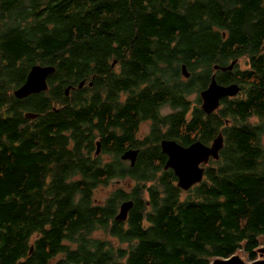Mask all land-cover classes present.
<instances>
[{
	"label": "trees",
	"instance_id": "1",
	"mask_svg": "<svg viewBox=\"0 0 264 264\" xmlns=\"http://www.w3.org/2000/svg\"><path fill=\"white\" fill-rule=\"evenodd\" d=\"M236 58L246 66L214 68ZM35 63L56 67L48 89L15 97ZM213 73L241 90L206 113ZM83 79L89 90L66 94ZM220 131V157L180 188L160 141L209 144ZM127 146L140 149L134 166ZM113 177L131 191L95 202ZM263 238L264 0H0V264L254 260Z\"/></svg>",
	"mask_w": 264,
	"mask_h": 264
},
{
	"label": "water",
	"instance_id": "2",
	"mask_svg": "<svg viewBox=\"0 0 264 264\" xmlns=\"http://www.w3.org/2000/svg\"><path fill=\"white\" fill-rule=\"evenodd\" d=\"M237 62V58L233 59L229 64H215V69L231 70ZM115 64V61L113 62ZM56 67L50 64L35 63L27 75L23 84L15 88L13 93L17 98H24L32 93H39L48 89V76L54 73ZM181 70L186 77L190 76V71L186 64H182ZM85 80L79 84L83 85ZM93 82L90 81L89 84ZM70 86L66 87V94H69ZM241 86L236 82L219 83L213 74L208 86L201 90L202 99L201 107L206 113L214 112L219 108L221 99L226 96H234L239 93ZM27 118H36L39 113L26 111L24 113ZM224 147V136L220 131L211 141L210 144L204 143L197 139L189 145H183L175 139H162L161 148L168 158L165 163V168H172L177 176V185L182 189H189L191 186L200 182L205 171V164L211 158L218 159L220 151ZM101 150L100 142H97V153ZM139 153V149H128L122 154L123 159H130L134 165ZM132 199L125 200L121 203L116 219L126 220L130 209L133 207ZM262 254L261 259L253 262H246L239 254H234L228 258H215L209 264H264V247L259 249Z\"/></svg>",
	"mask_w": 264,
	"mask_h": 264
},
{
	"label": "rangeland",
	"instance_id": "3",
	"mask_svg": "<svg viewBox=\"0 0 264 264\" xmlns=\"http://www.w3.org/2000/svg\"><path fill=\"white\" fill-rule=\"evenodd\" d=\"M237 62H238V67H240V68H243V67L246 66V63H245L244 60H240V61L237 60ZM237 62H236L235 65H237ZM235 65H234V66H235ZM88 87H89V85L85 86V90H84V91L89 90ZM195 97H196V95L193 94V95L190 96V99H191V100H194ZM163 112H164V113H168V112H170V108H169V107L164 108V109H163ZM141 128H142V131L146 134V132H147V128H148V124H144V125H142ZM133 185H134V184H132V181H130V180H121L120 182L112 181V182H110L108 185L100 186V187H99L98 189H96V191H95V195H94L95 202H99V203H103V202H105L107 196H108L113 190H115V189H117V188H120V187H122V188L126 189L128 192H130L131 189H132V186H133ZM99 234H104V236L107 238V233H106V232L100 231ZM114 242H115V241H114ZM263 247H264V238H263L262 241H261V245L259 246V249H260V248H263ZM258 252H259V251H258ZM237 254H239V255L241 256V258H242L243 260H245L246 262H253V261H255V260H257V259H261V258L263 257L262 254H261L260 252L258 253V258L254 259V260H249V259L245 256V254L243 253V251H239Z\"/></svg>",
	"mask_w": 264,
	"mask_h": 264
},
{
	"label": "flooded vegetation",
	"instance_id": "4",
	"mask_svg": "<svg viewBox=\"0 0 264 264\" xmlns=\"http://www.w3.org/2000/svg\"><path fill=\"white\" fill-rule=\"evenodd\" d=\"M126 60H128L129 59V57H126L125 58ZM114 65V64H113ZM183 73V72H182ZM214 74V73H213ZM212 74V75H213ZM184 75V74H183ZM212 75H211V77H212ZM83 80H85V82L83 83V85H80L79 84V82L78 83H69V86H70V90H69V93H70V91H72V90H76V91H78L79 93L80 92H82V91H84L85 90V86H87V85H89V82L90 81H87L86 79H83ZM82 80V81H83ZM230 83V82H229ZM90 86V85H89ZM124 99H126V98H124ZM167 107V106H166ZM166 107H161V108H159V110H160V112L162 113V114H168V113H170L171 112V109H170V112H168V113H164L163 112V109L164 108H166ZM144 124H148V128H147V132H146V134L150 131V128H151V124H152V122H151V120L150 119H145L144 121H142V122H140V126H139V129H138V131H137V134H136V137L139 139V140H143L144 139V137H145V133L142 131V125H144ZM164 139V138H163ZM167 139H170V138H167ZM161 142H162V140L160 141V147H161ZM128 149H139L138 147H136V146H133V147H130V146H127L126 148H125V150H124V152L126 151V150H128ZM161 150H162V148H161ZM163 152V151H162ZM139 153H140V149H139ZM139 153H138V156H139ZM164 153V152H163ZM166 154V153H165ZM167 155V154H166ZM138 156H137V159H138ZM121 157H122V155H121ZM167 158H168V156H167ZM123 159V158H122ZM137 159H136V162H137ZM123 161L126 163V164H130V165H132L131 164V160L130 159H123ZM136 162H135V164H136ZM134 164V165H135ZM134 165H132V166H134ZM166 169V168H165ZM168 169H170V168H168ZM121 180H129V178L128 177H126V178H117V177H113V178H111V180H110V182H112V181H115V182H120ZM95 200V199H94ZM99 203V202H98Z\"/></svg>",
	"mask_w": 264,
	"mask_h": 264
},
{
	"label": "bare ground",
	"instance_id": "5",
	"mask_svg": "<svg viewBox=\"0 0 264 264\" xmlns=\"http://www.w3.org/2000/svg\"><path fill=\"white\" fill-rule=\"evenodd\" d=\"M254 12V11H253ZM238 60V59H237ZM213 76V75H212ZM211 79H212V77H211ZM231 82H235V81H231ZM230 82V83H231ZM236 83H238V82H236ZM239 84V83H238ZM90 86H92L93 85V83L92 84H89ZM240 85V84H239ZM241 86V85H240ZM148 161V160H147ZM22 172V171H21ZM224 179V178H223Z\"/></svg>",
	"mask_w": 264,
	"mask_h": 264
}]
</instances>
